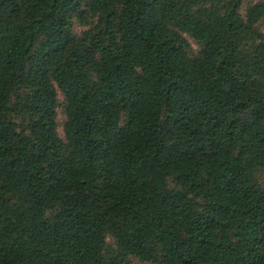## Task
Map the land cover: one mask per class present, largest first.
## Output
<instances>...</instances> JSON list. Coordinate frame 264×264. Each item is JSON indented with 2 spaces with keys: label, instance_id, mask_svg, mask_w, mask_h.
I'll return each mask as SVG.
<instances>
[{
  "label": "trees",
  "instance_id": "1",
  "mask_svg": "<svg viewBox=\"0 0 264 264\" xmlns=\"http://www.w3.org/2000/svg\"><path fill=\"white\" fill-rule=\"evenodd\" d=\"M242 3L0 0V264H264V2Z\"/></svg>",
  "mask_w": 264,
  "mask_h": 264
},
{
  "label": "rangeland",
  "instance_id": "2",
  "mask_svg": "<svg viewBox=\"0 0 264 264\" xmlns=\"http://www.w3.org/2000/svg\"><path fill=\"white\" fill-rule=\"evenodd\" d=\"M260 2H264V0H243L241 14L245 15L247 8H249L250 6H254ZM73 29L77 34H80L81 32L88 29V25L84 26L79 23H75L73 26ZM259 30L264 34V24L263 23L259 26ZM188 41L194 51H197L199 49V45L195 43L191 38H188ZM59 100L62 102L61 97L59 98ZM63 122H64V115H63L62 110L59 109L58 110V125H59V134L61 138H63V133H62ZM106 240H107V245L109 247H113V244H114L113 240L110 237H107ZM131 263L132 264H149V263L140 262L138 259H135V258H131Z\"/></svg>",
  "mask_w": 264,
  "mask_h": 264
}]
</instances>
